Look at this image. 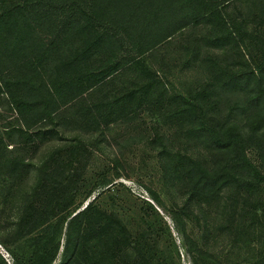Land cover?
<instances>
[{
  "label": "rangeland",
  "instance_id": "374dc122",
  "mask_svg": "<svg viewBox=\"0 0 264 264\" xmlns=\"http://www.w3.org/2000/svg\"><path fill=\"white\" fill-rule=\"evenodd\" d=\"M9 1L0 0V11L8 7ZM222 18L232 22L230 30ZM22 42L16 51L11 41L9 52L0 50V235L10 237L16 231L14 222L20 215L26 224L16 243L0 244V254L7 264H13L9 249L15 244L26 245L27 239L38 237L41 232L47 238H56L58 225H54L53 216L64 212L66 201L54 209L49 206L46 211L37 205L30 218V203H21L19 198L35 180V165L64 144V136L76 133L85 142L83 149L77 158L64 150V173L53 177L50 184L61 191L68 190L75 181L78 200L95 188L88 199L95 197V203L117 217L131 238L140 236L157 249L160 264H191L168 210L182 214L187 233L218 256L221 264H239L246 252L260 247L264 238V185L252 189L230 185L214 196L193 194L186 171L191 159L220 167L225 163L232 165L234 154L205 147L193 131L188 115L170 116L169 101L174 92L189 98L200 92L202 110L209 122L246 121L253 111L246 101L247 92L231 85L229 76L264 62V0L225 1L216 17L185 27L139 62L118 69L106 78V83L100 84L105 86L101 90H89L84 99L62 105L54 120L36 119L34 112L18 113L12 104L13 88L9 86H15L14 79L19 73L42 75L53 86H61V78L67 74L63 66L66 63L72 69L67 61L82 52L83 41L71 34L46 60L30 65L19 61L20 57L27 63L39 52L27 55L25 47L31 41L23 38ZM86 62L102 64L104 52L90 57L88 54L82 65ZM152 72L166 84L164 88L160 85L155 88V95L164 94L162 100L140 104L131 97L125 104V112L120 111L123 115L113 123L94 125L80 121L85 106L92 107L105 99V94L111 97L113 91L126 88L133 91L143 86ZM83 85L84 81L74 86ZM60 121L64 122L59 126L56 122ZM58 128L66 129V135L55 133ZM246 153L256 168L264 171V150L249 146ZM7 158L24 160L30 166L7 172L1 166ZM104 181L108 184L100 187ZM150 190L161 196L167 209L159 205ZM57 262L58 259L53 264Z\"/></svg>",
  "mask_w": 264,
  "mask_h": 264
},
{
  "label": "trees",
  "instance_id": "16d2710c",
  "mask_svg": "<svg viewBox=\"0 0 264 264\" xmlns=\"http://www.w3.org/2000/svg\"><path fill=\"white\" fill-rule=\"evenodd\" d=\"M225 1L10 0L8 7L0 11V50L4 53L9 52L10 41L12 49L16 51L23 38L30 40L31 44L25 47L27 55L36 50L39 52L38 58L29 59L27 63L22 56L19 59L30 65L34 61L46 60L50 52L71 34L80 36L84 46L80 54L67 61L72 69L64 64L67 74H63L61 86H53L42 75L19 73L14 79L15 86H9L13 88L12 104L21 115L34 112L36 119L54 120L59 116L62 105L84 99L89 90H101L105 86L100 84L106 83V78L118 69L139 62L142 56L185 27L197 25L208 17H216ZM221 20L230 30L232 22L224 18ZM99 51L104 52L102 64L86 62L82 65L83 58ZM147 68L149 70V66ZM82 81L83 86H74ZM229 83L246 90L247 104L253 108L243 124L233 120L209 122L202 110L200 92L191 98L174 92L169 101L172 106L170 116L188 115L193 123V131L205 147L234 154L232 165L225 163L220 167H209L200 160L191 159L186 171L193 194L214 196L230 185L242 189L264 185V171L257 169L246 153L249 146L264 150V62L261 66L231 73ZM158 85L162 88L166 86L160 76L152 72L143 86L133 91L127 88L113 91L111 97L105 94L106 98L92 107L85 106L80 121L94 125L113 123L123 115L125 104L131 97L140 104L154 99L162 100L163 93L155 95ZM122 109L123 112H120ZM62 122L56 124L60 126ZM54 132L66 135L63 128ZM64 137V144L55 147L35 165V180L28 190L20 192L23 195L19 198L21 203H30V218L34 216L33 210L37 205L38 209L46 211L47 207L54 209L66 201L63 204L64 212H56L53 216L54 225H58L57 236L47 238L46 233L41 232L38 237L27 239L26 245L15 244L9 249L13 264H53L56 259L57 264H76L77 261L80 264H160L157 249L140 236L131 238L117 217L95 203V197L88 199L95 188L78 200L74 180L68 190L60 191L50 184L53 177L64 173V150L77 158L85 145L78 133ZM1 166L7 172H15L27 168L30 163L7 158L1 162ZM243 170L246 174H243ZM107 184L108 181H104L100 187ZM150 191L159 205L167 209L161 196L154 190ZM42 192L45 194L40 198ZM262 206L264 210V199ZM168 211L191 264H221L218 256L187 233L182 214L175 210ZM162 221L170 232L165 220ZM24 222V216H18L14 222L16 231L10 237L2 238L0 235V244L16 243L23 236L21 229L26 225ZM0 264H7L1 254ZM239 264H264V238L260 247L246 252Z\"/></svg>",
  "mask_w": 264,
  "mask_h": 264
}]
</instances>
